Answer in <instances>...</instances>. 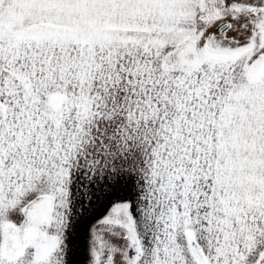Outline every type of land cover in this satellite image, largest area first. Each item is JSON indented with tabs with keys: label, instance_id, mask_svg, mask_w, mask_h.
<instances>
[{
	"label": "snow or ice",
	"instance_id": "1",
	"mask_svg": "<svg viewBox=\"0 0 264 264\" xmlns=\"http://www.w3.org/2000/svg\"><path fill=\"white\" fill-rule=\"evenodd\" d=\"M0 264H264V0H0Z\"/></svg>",
	"mask_w": 264,
	"mask_h": 264
}]
</instances>
